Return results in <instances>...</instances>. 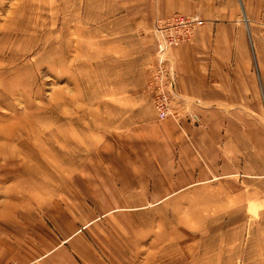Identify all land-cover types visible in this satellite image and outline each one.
<instances>
[{
    "label": "rangeland",
    "instance_id": "obj_1",
    "mask_svg": "<svg viewBox=\"0 0 264 264\" xmlns=\"http://www.w3.org/2000/svg\"><path fill=\"white\" fill-rule=\"evenodd\" d=\"M236 1L263 17L260 0ZM143 11L0 0V264H264V182L170 190L179 168L158 163L176 150L149 138L165 49L207 19L154 16L153 50L134 24ZM189 16L201 24L168 43L164 22ZM253 73L260 88L255 50Z\"/></svg>",
    "mask_w": 264,
    "mask_h": 264
},
{
    "label": "crops",
    "instance_id": "obj_2",
    "mask_svg": "<svg viewBox=\"0 0 264 264\" xmlns=\"http://www.w3.org/2000/svg\"><path fill=\"white\" fill-rule=\"evenodd\" d=\"M142 2L144 11L134 24L145 32L142 40L153 50L154 16L183 12L207 19L190 42L165 49L174 93L186 110L180 109L178 120L157 119L149 130V138L162 139L176 150V157L161 155L158 163L169 173L171 167L179 168L174 181H167L168 189L195 182L239 183L247 193L253 179L264 182V32L256 36L255 26H250L263 23L264 15L253 14L248 4L237 14L236 0ZM258 5H264L263 0ZM254 50L261 89L253 73ZM133 135L141 136V131Z\"/></svg>",
    "mask_w": 264,
    "mask_h": 264
},
{
    "label": "built area",
    "instance_id": "obj_3",
    "mask_svg": "<svg viewBox=\"0 0 264 264\" xmlns=\"http://www.w3.org/2000/svg\"><path fill=\"white\" fill-rule=\"evenodd\" d=\"M201 20H199L195 16H189L186 18L178 17L173 18L169 21H165L163 24V33L166 32L168 36L167 42H181L188 40L191 36V32L194 27L201 24ZM179 37H174L176 35L174 33H180ZM185 37V38H183ZM162 65H158L157 74H154V77L159 81H155L161 85L160 91L154 95L155 98V108L157 111V115L159 119H165L167 117L177 118L178 112L180 108V101L178 102L175 93H174V75L170 74L168 70H160ZM157 88V87H156ZM174 104V106H173Z\"/></svg>",
    "mask_w": 264,
    "mask_h": 264
}]
</instances>
